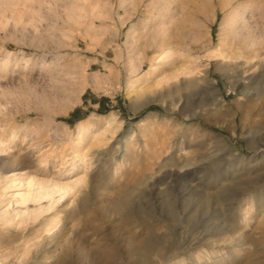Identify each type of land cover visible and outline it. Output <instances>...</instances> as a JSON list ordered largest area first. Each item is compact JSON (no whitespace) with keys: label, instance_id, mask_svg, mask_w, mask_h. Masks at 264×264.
I'll return each instance as SVG.
<instances>
[{"label":"rangeland","instance_id":"374dc122","mask_svg":"<svg viewBox=\"0 0 264 264\" xmlns=\"http://www.w3.org/2000/svg\"><path fill=\"white\" fill-rule=\"evenodd\" d=\"M0 141V264H264V0H0Z\"/></svg>","mask_w":264,"mask_h":264},{"label":"bare ground","instance_id":"6f19581e","mask_svg":"<svg viewBox=\"0 0 264 264\" xmlns=\"http://www.w3.org/2000/svg\"><path fill=\"white\" fill-rule=\"evenodd\" d=\"M171 55H172V53L170 51H166L162 54L163 57H170ZM258 64L261 67L263 66L260 61H258ZM153 69H154V67L150 66L147 73H151L153 71ZM176 76L177 75H174V77H176ZM191 81H195V79L194 80H187V82H191ZM184 82H185V79H180V80H177L172 85L170 84V86L168 84V86H166L164 89V93L170 94L171 91H173L175 88H178L179 85L184 83ZM157 97H159V98L162 97V93H161V95H159ZM137 103H141L140 105H144V100L142 99L141 101L136 102V104ZM166 104H167V108L170 109L171 105L173 104V100H171L170 102H167ZM170 110H172V109H170ZM113 128H117V127L114 126ZM110 138H112V137H110ZM127 140L128 139L125 138L124 140L120 141L122 151L126 150ZM1 142L2 141H0V143ZM117 151H118V149H117ZM82 180H83V178H78L72 182H54V181H50V180H48V181L47 180H45V181L44 180H38L37 178L31 177L29 179V181L26 182V190L24 192L18 194L20 199H21V202L22 203H26L27 201L39 202L40 200L47 199L48 203L45 206H38V207H36L30 211L27 209V207H25L24 211H27V214L31 213V214L37 215L39 212L47 210L55 202H58L59 200L64 198V196L67 193H69L70 190L73 187H75L76 185H78ZM244 191H246V190H244ZM22 213H23L22 211L17 212V214H19V215ZM5 221H7V219Z\"/></svg>","mask_w":264,"mask_h":264},{"label":"trees","instance_id":"16d2710c","mask_svg":"<svg viewBox=\"0 0 264 264\" xmlns=\"http://www.w3.org/2000/svg\"><path fill=\"white\" fill-rule=\"evenodd\" d=\"M98 111H99V112H102V113L105 112V110H101V108L98 109ZM73 117H74V115L72 114L71 118L64 119V120H65L66 122H68V123H71V122L73 121ZM75 118H76V117H75ZM77 119H78V118H77Z\"/></svg>","mask_w":264,"mask_h":264}]
</instances>
